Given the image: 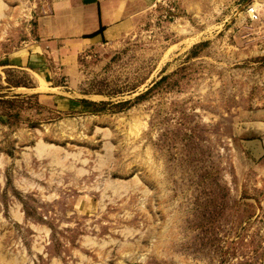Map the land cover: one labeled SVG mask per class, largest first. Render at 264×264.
<instances>
[{"label":"rangeland","instance_id":"obj_1","mask_svg":"<svg viewBox=\"0 0 264 264\" xmlns=\"http://www.w3.org/2000/svg\"><path fill=\"white\" fill-rule=\"evenodd\" d=\"M40 1L0 0V264H264V0H155L66 74Z\"/></svg>","mask_w":264,"mask_h":264},{"label":"crops","instance_id":"obj_2","mask_svg":"<svg viewBox=\"0 0 264 264\" xmlns=\"http://www.w3.org/2000/svg\"><path fill=\"white\" fill-rule=\"evenodd\" d=\"M154 1L41 0L32 8L26 57L47 71L66 74L65 58L71 61L80 53L121 40Z\"/></svg>","mask_w":264,"mask_h":264},{"label":"built area","instance_id":"obj_3","mask_svg":"<svg viewBox=\"0 0 264 264\" xmlns=\"http://www.w3.org/2000/svg\"><path fill=\"white\" fill-rule=\"evenodd\" d=\"M250 12H252L251 15H252L253 17L256 16V15H254V13H253V9H250Z\"/></svg>","mask_w":264,"mask_h":264},{"label":"trees","instance_id":"obj_4","mask_svg":"<svg viewBox=\"0 0 264 264\" xmlns=\"http://www.w3.org/2000/svg\"><path fill=\"white\" fill-rule=\"evenodd\" d=\"M161 79H162V78H161ZM161 79H160V80H161ZM155 84H156V83H155Z\"/></svg>","mask_w":264,"mask_h":264}]
</instances>
